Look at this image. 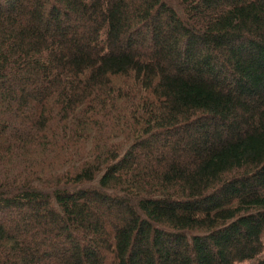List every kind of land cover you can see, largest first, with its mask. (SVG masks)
<instances>
[{"label": "trees", "instance_id": "16d2710c", "mask_svg": "<svg viewBox=\"0 0 264 264\" xmlns=\"http://www.w3.org/2000/svg\"><path fill=\"white\" fill-rule=\"evenodd\" d=\"M0 264H264V0H0Z\"/></svg>", "mask_w": 264, "mask_h": 264}]
</instances>
